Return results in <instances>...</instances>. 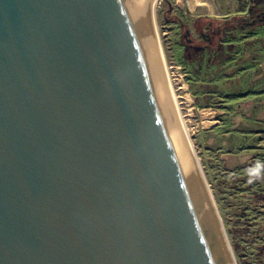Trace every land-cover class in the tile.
Listing matches in <instances>:
<instances>
[{"label":"water","instance_id":"water-1","mask_svg":"<svg viewBox=\"0 0 264 264\" xmlns=\"http://www.w3.org/2000/svg\"><path fill=\"white\" fill-rule=\"evenodd\" d=\"M152 3L0 0V264H237Z\"/></svg>","mask_w":264,"mask_h":264},{"label":"rangeland","instance_id":"rangeland-1","mask_svg":"<svg viewBox=\"0 0 264 264\" xmlns=\"http://www.w3.org/2000/svg\"><path fill=\"white\" fill-rule=\"evenodd\" d=\"M245 1L159 0L155 11L157 31L153 28L160 54H163L165 81L168 77L172 84L176 96L174 106L176 104L175 108L186 126L192 149L203 167L224 227L226 218L221 212L219 195L214 190L221 185L219 181L211 184L212 176L206 170L212 173L218 162L224 169L235 168L252 160L255 171H258L259 164L264 160V21L259 23V19L264 17H254L250 24L242 27L243 18L248 19L249 2ZM244 4L247 6L244 7ZM201 15L204 18L201 19L202 22L211 20L214 30H221L216 39L220 51L212 58L210 65L200 70V75L204 77L201 84L212 88L208 96L221 109L216 105L205 106L206 100L198 102L195 99V90H202L195 84L191 87L188 84L185 71L189 67L180 59L179 52L174 47L182 39L185 29L196 34V28L202 25L197 18ZM177 18L185 25L183 29L174 24ZM219 42H223V47ZM220 72L226 75H221ZM207 130L211 131L205 133ZM246 193L248 201L245 204L252 210L257 207L256 210L264 211L261 201L251 197L250 192ZM221 197L222 195L219 196L220 199ZM233 201L235 203L228 210L227 216H232L233 222H245L235 219L238 214L235 206L243 200L236 202L235 199H226L224 203L231 204ZM257 227L263 231L264 221L259 222ZM258 234L262 236L259 243H254V234L244 236L247 245L242 249L248 254L244 258H238L231 245L237 264H264V250L261 251L264 233Z\"/></svg>","mask_w":264,"mask_h":264},{"label":"trees","instance_id":"trees-1","mask_svg":"<svg viewBox=\"0 0 264 264\" xmlns=\"http://www.w3.org/2000/svg\"><path fill=\"white\" fill-rule=\"evenodd\" d=\"M245 2H249L247 4L248 19L243 18L244 24L242 25V27L250 24L251 20H253L254 17H264V0H246ZM245 5L246 4H244L243 6L245 7ZM262 21H264V19H259V23H261ZM188 67V72H185L188 84L190 85V87L195 84L199 87V89L202 90H195V92L193 93L195 95V99H197L198 102L200 100H206L204 103L205 106H218V103L212 102L211 98H209L208 96L209 93H211L212 88L201 84L202 82H204V77L200 75V70L196 69L195 66L189 65ZM221 73L222 72H220V74ZM222 74L226 75L224 72ZM218 107L219 109H221V106ZM209 131L211 130H207L205 133ZM207 171L208 170H206V173L212 176L210 179L211 184H213L215 181H219V184L221 185L220 188L214 190L217 195H222L221 199L218 196V200L223 217L226 218L225 227L228 233L227 235L229 237L231 245L234 248L236 256L240 259L244 258L246 253L242 248L247 245L246 240H244V236L254 234V243H259L258 240H260L262 236L258 233H264V230L262 231V228L257 227L259 222L264 221V217L262 218V216H264V211L256 210L257 207L253 208L252 210V208H249V206L245 204V201H248V199H246V192H250V194H252L251 197H256L257 201H261L262 208L264 209V160L259 164L258 171H255L252 160H250L249 162H245L241 166L235 168L224 167V169L221 168V163L218 162L215 164L212 173ZM226 199H235L236 202H238V200H243L242 202L237 203V207L235 206V208H237L238 214L235 217L234 213V217L236 220H244L245 222H233L234 219L232 218V216H227L228 210L232 209V205L235 202L233 201L230 202L231 204L225 205L224 201ZM261 241L264 245V238ZM263 250L264 246H262L261 251Z\"/></svg>","mask_w":264,"mask_h":264},{"label":"flooded vegetation","instance_id":"flooded-vegetation-1","mask_svg":"<svg viewBox=\"0 0 264 264\" xmlns=\"http://www.w3.org/2000/svg\"><path fill=\"white\" fill-rule=\"evenodd\" d=\"M170 9L171 8H169V10ZM197 18L202 25L200 28H196V25L194 26L197 30L195 32L196 34H192L189 29H185L182 39L179 43H176L174 47L176 51L179 52L178 55L185 65L195 66L196 69L201 70L203 67L210 65L212 58L220 51L216 39L218 34H221V30H214L211 26V20L206 19V22H202L203 20L201 19H204L203 15ZM174 24L178 25L179 29H183L185 26L179 18L176 19ZM222 43L223 42H219V45L223 47ZM225 52L228 54V51ZM183 68L187 69L186 66H183Z\"/></svg>","mask_w":264,"mask_h":264},{"label":"bare ground","instance_id":"bare-ground-1","mask_svg":"<svg viewBox=\"0 0 264 264\" xmlns=\"http://www.w3.org/2000/svg\"><path fill=\"white\" fill-rule=\"evenodd\" d=\"M158 2H159V0H153L152 8L149 10L150 11V16H151V21H152L153 28L155 29V31H157L156 22H155V11H156V6H157ZM158 52H159V56H160L161 65L163 67L164 59H163V54L162 55L160 54L161 50H160V46L159 45H158ZM161 56H162V58H161ZM165 78H166V76H165ZM167 79H168V77H167ZM167 79H166L167 88H168V91H169V94H170V97H171V100H172V103H173V107H174L176 113L178 114V109L176 110V108H177L176 104L174 106V102L176 103V96H175L174 90L172 89V84L170 83V80L169 79L167 80ZM167 81H168L169 85H168ZM178 118L180 120V124H181V127L183 129L184 134H187L186 126L184 125V123H183V121H182V119H181L179 114H178Z\"/></svg>","mask_w":264,"mask_h":264},{"label":"built area","instance_id":"built-area-1","mask_svg":"<svg viewBox=\"0 0 264 264\" xmlns=\"http://www.w3.org/2000/svg\"><path fill=\"white\" fill-rule=\"evenodd\" d=\"M180 98V97H179Z\"/></svg>","mask_w":264,"mask_h":264}]
</instances>
